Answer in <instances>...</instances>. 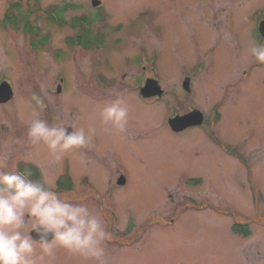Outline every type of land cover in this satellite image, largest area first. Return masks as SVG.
<instances>
[{
    "label": "rangeland",
    "instance_id": "1",
    "mask_svg": "<svg viewBox=\"0 0 264 264\" xmlns=\"http://www.w3.org/2000/svg\"><path fill=\"white\" fill-rule=\"evenodd\" d=\"M98 1L0 0V83L14 92L0 103V170L28 169L99 215L105 264H264V64L248 51L264 43V0ZM63 7L65 25L41 19ZM100 13L90 30L102 45L68 40L77 19ZM150 77L160 98L141 95ZM117 94L129 107L123 133L99 116ZM194 109L203 123L174 131L169 120ZM33 112L95 135L56 160L29 142ZM49 259L97 264L58 246Z\"/></svg>",
    "mask_w": 264,
    "mask_h": 264
},
{
    "label": "clouds",
    "instance_id": "2",
    "mask_svg": "<svg viewBox=\"0 0 264 264\" xmlns=\"http://www.w3.org/2000/svg\"><path fill=\"white\" fill-rule=\"evenodd\" d=\"M250 56L264 64V43H253ZM32 99L41 110L43 100ZM101 123L123 133L129 120V107L117 94L99 112ZM72 125L50 126L33 112L28 126L29 142L46 146L56 160L73 149L90 145L96 129H73ZM5 167L0 163V169ZM28 169L0 170V264H51L54 247H61L85 260L105 264L104 242L111 239L106 222L89 211L86 204L72 203L39 180L31 178ZM33 233L35 235H33ZM39 246V252L37 251Z\"/></svg>",
    "mask_w": 264,
    "mask_h": 264
},
{
    "label": "water",
    "instance_id": "3",
    "mask_svg": "<svg viewBox=\"0 0 264 264\" xmlns=\"http://www.w3.org/2000/svg\"><path fill=\"white\" fill-rule=\"evenodd\" d=\"M99 2L94 0L93 5H98ZM260 32L264 36V22L260 23ZM184 87L189 88L190 87V78H186L184 82ZM60 91V89H59ZM141 93L144 96H162L163 90L161 86L158 84L157 81L148 79L146 86L141 89ZM14 96L13 89L11 85L3 81L0 83V103H7L9 102ZM204 115L199 110H194L186 115L177 116L175 118H171L169 120V123L172 127V129L176 132H180L188 127L200 125L203 123ZM125 178L121 176L119 179V183H124ZM33 235H35L33 233Z\"/></svg>",
    "mask_w": 264,
    "mask_h": 264
},
{
    "label": "trees",
    "instance_id": "4",
    "mask_svg": "<svg viewBox=\"0 0 264 264\" xmlns=\"http://www.w3.org/2000/svg\"><path fill=\"white\" fill-rule=\"evenodd\" d=\"M14 6V8H13V10H16L17 11V5H13ZM65 8L63 7L62 9H61V11H58V10H51V11H47L48 12V14H51V13H56L58 16H59V19L57 20V21H55V20H53L52 18H50V22H53V23H59V24H61V25H64L65 23H67V22H65L63 19H62V16L65 14ZM12 12V11H11ZM19 15V14H18ZM21 16H22V18H23V15L21 14ZM25 18H23V20H21L20 22H22V21H25L24 22V32L26 33V34H30V33H33V34H36V32H35V27L32 25V24H30L29 22H28V17L30 16L29 14H25ZM52 19V20H51ZM82 19H84V20H86L88 23H90V24H92L93 22H95V21H97V20H99V17L98 16H90L89 18H82ZM82 19H77V25L78 26H80V22H81V20ZM4 21V24H6V25H12V26H14L15 27V24H16V22H17V17H15V16H13L11 13H8V15H6V17H5V19H3ZM72 25V24H71ZM35 32V33H34ZM69 41H72L71 43H76V44H78V45H81V46H86L87 47V45H89L90 44V41L92 42V41H94V43L95 44H99V43H101L102 41H99L98 40V38L97 37H95V36H93L92 35V33L89 31V30H87V31H85L84 29H81V33H78L77 34V36H75V37H70L69 39H68ZM44 43H46L47 42V39H44V41H43ZM42 42V43H43Z\"/></svg>",
    "mask_w": 264,
    "mask_h": 264
},
{
    "label": "flooded vegetation",
    "instance_id": "5",
    "mask_svg": "<svg viewBox=\"0 0 264 264\" xmlns=\"http://www.w3.org/2000/svg\"><path fill=\"white\" fill-rule=\"evenodd\" d=\"M261 21H264V18L262 19H260ZM260 20H259V23H260ZM259 25V24H258ZM258 32H259V26H258ZM259 35H260V37H261V39H262V41H264V39L262 38V36H261V34H260V32H259ZM238 228H240L242 231H244V232H247V227H246V225L245 224H242V225H240Z\"/></svg>",
    "mask_w": 264,
    "mask_h": 264
}]
</instances>
